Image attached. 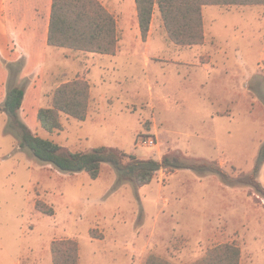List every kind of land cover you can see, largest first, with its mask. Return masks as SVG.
<instances>
[{"label": "rangeland", "instance_id": "1", "mask_svg": "<svg viewBox=\"0 0 264 264\" xmlns=\"http://www.w3.org/2000/svg\"><path fill=\"white\" fill-rule=\"evenodd\" d=\"M49 1L0 0V106L9 85H23L22 119L72 151L177 156L232 181L162 169L137 188L108 162L96 179L63 172L22 148L0 110V264H53L51 244L64 238L79 242L80 264H144L149 254L190 264L221 243L241 248V264H264V194L238 180L264 144V6H205V40L192 46L170 40L157 13L146 40L130 23L120 53L107 56L42 41ZM100 1L119 10L120 0ZM77 77L94 84L86 119L62 114L61 129L45 130L38 110ZM150 136L151 147L141 142ZM258 180L264 187V165Z\"/></svg>", "mask_w": 264, "mask_h": 264}, {"label": "trees", "instance_id": "2", "mask_svg": "<svg viewBox=\"0 0 264 264\" xmlns=\"http://www.w3.org/2000/svg\"><path fill=\"white\" fill-rule=\"evenodd\" d=\"M142 38L147 39L158 8L170 40L182 46L203 44L205 40L203 8L207 5L264 6V0H136ZM47 43L50 46L113 55L118 50L117 20L100 0H52L48 21ZM26 87L11 84L0 110L8 114L22 148L29 149L40 161L57 169L76 173L86 171L96 179L105 162L118 171V182L130 181L135 187L150 183L162 169L190 168L200 173L215 172L232 181L219 166L204 162H187L177 156L164 155L161 160L139 158L116 147L101 145L89 151H72L59 143L36 134L22 119ZM91 99L90 82L81 77L62 82L54 91L52 103L41 107L37 119L42 128L53 132L62 128L61 115L85 120ZM264 165V144L260 147L252 173L239 178L264 194L258 174ZM37 208L45 213L42 203ZM53 264H80L79 242L73 238L56 239L51 244ZM144 264H173L149 254ZM190 264H241V248L235 243H221Z\"/></svg>", "mask_w": 264, "mask_h": 264}, {"label": "crops", "instance_id": "3", "mask_svg": "<svg viewBox=\"0 0 264 264\" xmlns=\"http://www.w3.org/2000/svg\"><path fill=\"white\" fill-rule=\"evenodd\" d=\"M51 2H52V0L49 1V4H48V6H46V9L44 11H40L39 14H38L40 16L41 20H42V25L39 27L38 32L41 35L42 41L44 40L47 45H48V43H47L46 34H47V30H48V21H49V16H50V12H51ZM117 4L119 5V10L117 8H115L114 6H113V8H110L109 6H106V4H104L106 6V8L112 13H124V14H122V16L120 18H118L116 16L117 17L116 18V20H117V30H118V50H117L116 54L107 55V56H116L117 54L120 53V47H119L120 38H121V36H120L121 32L120 31H122L125 35H128L129 32H130V30H129L130 29L129 28L130 23H133V24L135 23L136 29L140 30V24H139V19H138V10H137V5H136V0H120V1H118ZM125 13H127V15ZM157 13H160L158 8H156L154 10L153 20H152V23H151V27H150L149 33L153 29L154 20L156 18V14ZM129 14H130V16H129ZM160 20H161V23H160L159 26L160 27L162 26L161 28L164 29L165 28L164 22H163L162 18ZM165 31H166V34H167L166 28H165ZM140 33H141V31H140ZM125 49H128V48H125ZM88 81L91 84V99H90V104H89V110H90L91 104L93 103V98H94L93 97V88H94L93 85L94 84H93L92 80L89 79ZM24 100H25V98H24ZM22 108H23V106H22ZM89 110H88V113H89ZM79 254H80V247H79Z\"/></svg>", "mask_w": 264, "mask_h": 264}, {"label": "built area", "instance_id": "4", "mask_svg": "<svg viewBox=\"0 0 264 264\" xmlns=\"http://www.w3.org/2000/svg\"><path fill=\"white\" fill-rule=\"evenodd\" d=\"M141 142L144 143L147 146H150V147L157 144L156 137H154V136H150V137H148L147 139H144V140L142 139Z\"/></svg>", "mask_w": 264, "mask_h": 264}]
</instances>
